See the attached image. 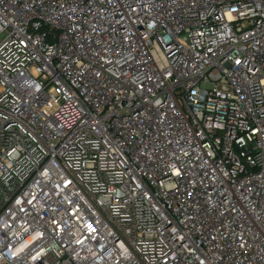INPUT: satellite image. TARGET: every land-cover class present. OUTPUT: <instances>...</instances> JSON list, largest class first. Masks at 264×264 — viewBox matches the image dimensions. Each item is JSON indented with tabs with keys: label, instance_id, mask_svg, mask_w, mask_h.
Masks as SVG:
<instances>
[{
	"label": "built area",
	"instance_id": "2783aa9c",
	"mask_svg": "<svg viewBox=\"0 0 264 264\" xmlns=\"http://www.w3.org/2000/svg\"><path fill=\"white\" fill-rule=\"evenodd\" d=\"M0 264H264V0H0Z\"/></svg>",
	"mask_w": 264,
	"mask_h": 264
}]
</instances>
